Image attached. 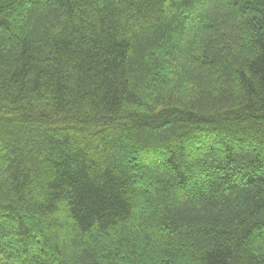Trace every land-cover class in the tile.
<instances>
[{
	"label": "trees",
	"instance_id": "16d2710c",
	"mask_svg": "<svg viewBox=\"0 0 264 264\" xmlns=\"http://www.w3.org/2000/svg\"><path fill=\"white\" fill-rule=\"evenodd\" d=\"M0 264H264V0H0Z\"/></svg>",
	"mask_w": 264,
	"mask_h": 264
}]
</instances>
